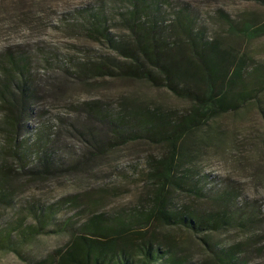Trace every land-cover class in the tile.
I'll return each mask as SVG.
<instances>
[{
	"label": "rangeland",
	"instance_id": "obj_1",
	"mask_svg": "<svg viewBox=\"0 0 264 264\" xmlns=\"http://www.w3.org/2000/svg\"><path fill=\"white\" fill-rule=\"evenodd\" d=\"M85 1L0 0V65L7 56L28 60L27 114L19 122L32 130L28 134L24 126L12 132L0 112V264H57L56 251L67 248L92 214L114 215L151 206L157 183L150 162L161 157L162 148L144 140L116 145L108 123L95 113L96 106L109 104L116 110L122 100L181 110L189 106L170 91L141 81L75 77L70 71L73 60L90 59L91 52L109 53L68 26L66 13ZM185 1L199 8L210 37L233 46L251 59V65L264 69V33L236 35L223 18L264 25L263 0ZM1 70L0 66V88L6 84L20 106L19 82L6 81ZM210 129V139L198 146L201 156H194L193 164L205 175L204 183L214 177L239 198L214 203L169 189L171 205L212 214L236 211L247 203L248 220L241 217V227L207 238L156 225L146 232L155 233L160 243L171 245L192 264H217L205 239L225 250L234 247L240 264H264V94L239 112L212 122ZM38 131L49 139L22 161L16 142L28 138L33 143ZM44 149L52 159L46 166L39 160ZM49 205H56L57 211L42 225L48 226L43 231L31 215L41 214L38 209Z\"/></svg>",
	"mask_w": 264,
	"mask_h": 264
},
{
	"label": "trees",
	"instance_id": "obj_2",
	"mask_svg": "<svg viewBox=\"0 0 264 264\" xmlns=\"http://www.w3.org/2000/svg\"><path fill=\"white\" fill-rule=\"evenodd\" d=\"M66 17L71 31L109 52H91L90 59L73 60L70 71L75 77L141 81L170 91L189 106L181 110L122 100L116 110L109 104L94 108L108 123L116 145L144 140L162 148L161 157L150 162L157 189L147 210L92 214L72 235L67 248L56 251L57 264H192L179 257L171 245L160 243L155 233L146 231L153 225L175 227L207 238L223 229L241 227V217L248 220L251 207L247 203L236 211L197 213L189 207L172 206L168 190L214 203L239 198L232 187L218 185L214 177L204 183L205 175L194 166V156H201L196 149L210 139L212 122L239 112L264 94V69L251 65V59L233 46L210 37L199 8L185 0H87ZM223 18L236 35L256 37L264 33V25L256 22ZM0 66L5 80H16L22 88L20 106L6 84L0 88L4 108L0 112L6 127L16 132L25 126L24 132L32 133L19 122L27 114L28 60L7 56ZM42 132H37L33 143H28V138L19 144L17 141L21 150L17 157L22 161L31 157L35 147L50 137ZM39 154L44 156H38L43 166L52 163L46 149ZM55 206L31 215L38 229L48 228L42 225L55 217ZM204 241L217 264H240L234 247L225 250Z\"/></svg>",
	"mask_w": 264,
	"mask_h": 264
}]
</instances>
